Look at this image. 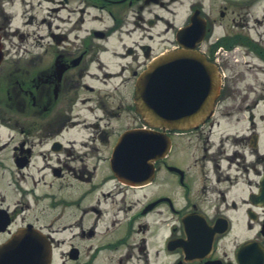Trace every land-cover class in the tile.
Wrapping results in <instances>:
<instances>
[{
    "label": "flooded vegetation",
    "instance_id": "af4514ba",
    "mask_svg": "<svg viewBox=\"0 0 264 264\" xmlns=\"http://www.w3.org/2000/svg\"><path fill=\"white\" fill-rule=\"evenodd\" d=\"M177 50L192 126L127 183L137 80ZM46 259L264 264V0H0V264Z\"/></svg>",
    "mask_w": 264,
    "mask_h": 264
},
{
    "label": "water",
    "instance_id": "95a60500",
    "mask_svg": "<svg viewBox=\"0 0 264 264\" xmlns=\"http://www.w3.org/2000/svg\"><path fill=\"white\" fill-rule=\"evenodd\" d=\"M188 53L190 56L185 57ZM203 62V58L193 51L177 50L160 56L139 77L136 84V112L141 116V121L147 129L140 128L125 132L117 148L125 152L123 180L127 183H148L151 181L155 161L164 158L167 153L168 140L165 134L167 127L184 129L192 126L185 116L188 114L191 116L196 108L192 104L185 103L182 98L185 94L184 91L176 92L171 87L168 81L173 76L170 73V68L182 63H196L197 68L199 67L201 71ZM198 74L199 80L205 78L206 82L208 81L206 86L208 98L219 93L220 86L217 82L215 83L211 75L206 72H203V75ZM177 94L180 98H177ZM178 100H180V104ZM179 108L185 113L184 117L177 119L176 116H173L176 119L170 122L169 118L172 116V112H177ZM212 111L213 101L209 99L205 107L199 109L200 120L207 118L212 114ZM155 128L162 129L164 132L152 131ZM115 163L117 162L115 161ZM13 244L12 242L8 245ZM44 264H48L47 259Z\"/></svg>",
    "mask_w": 264,
    "mask_h": 264
}]
</instances>
